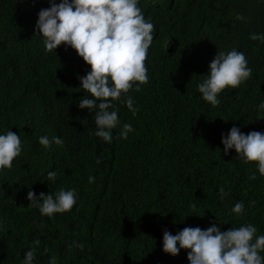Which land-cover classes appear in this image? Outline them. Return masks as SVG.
<instances>
[{
  "label": "trees",
  "instance_id": "trees-1",
  "mask_svg": "<svg viewBox=\"0 0 264 264\" xmlns=\"http://www.w3.org/2000/svg\"><path fill=\"white\" fill-rule=\"evenodd\" d=\"M137 6L154 25L148 83L111 102L119 123L106 142L95 135L96 109L78 107L91 98L79 79L90 66L70 46L46 51L35 34L48 0H0V134L10 130L21 140L12 167L0 169V264H23L29 249L32 264L52 257L56 264H189L188 250L162 251L165 230L251 224L264 235V176L234 148L225 155L221 143L233 126L264 133V40L250 39L264 35V0ZM232 50L243 52L252 75L225 88L213 107L198 85L215 55ZM124 124L133 129L127 139L119 136ZM42 136L63 144L45 148ZM61 189L75 190L76 204L51 217L26 198L29 190L55 197ZM237 202L244 205L239 215L232 212Z\"/></svg>",
  "mask_w": 264,
  "mask_h": 264
},
{
  "label": "clouds",
  "instance_id": "clouds-1",
  "mask_svg": "<svg viewBox=\"0 0 264 264\" xmlns=\"http://www.w3.org/2000/svg\"><path fill=\"white\" fill-rule=\"evenodd\" d=\"M50 7L38 12L36 35L43 38L45 50L51 52L61 44L70 46L77 55L90 66L86 75L79 77L80 87L91 98L79 100L78 107L90 111L96 109L95 125L97 137L106 142L112 141V129L119 123L117 111L112 101L119 100L135 85L148 83L146 67L147 52L153 41L154 25L146 21L138 0H48ZM237 19H243L238 16ZM35 32V30H34ZM252 40H264V35L251 34ZM207 78L198 85L204 101L213 107L218 106V94L225 88H237L252 75L243 52L232 50L225 54L219 52L210 65ZM126 106L135 115L133 100L129 96ZM264 108V104L260 105ZM133 131L131 124H124L120 138L127 139ZM39 144L50 148L52 143L62 145L63 140L47 136L39 138ZM224 153L235 149L244 163L257 164L258 172L264 176V133L250 131L246 135L233 126L227 136L221 138ZM21 153L19 135L12 131L0 134V169L11 168L13 160ZM99 163V160H97ZM255 173L250 179H255ZM47 179L55 181L56 172L49 171ZM94 177H89L93 183ZM223 193L224 189L221 188ZM27 200L37 207L42 215L53 216L68 212L76 204L75 190H59L52 194L40 193L39 197L29 190ZM244 211L242 202H237L232 212L239 215ZM257 229L251 224L221 231L217 225L207 229L185 227L173 235L165 230L162 251L172 256L181 249L187 251L189 264H264V235L256 236ZM38 245L39 241H35ZM34 250L24 253L23 264H32ZM56 264V258L50 259Z\"/></svg>",
  "mask_w": 264,
  "mask_h": 264
}]
</instances>
